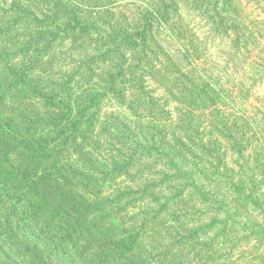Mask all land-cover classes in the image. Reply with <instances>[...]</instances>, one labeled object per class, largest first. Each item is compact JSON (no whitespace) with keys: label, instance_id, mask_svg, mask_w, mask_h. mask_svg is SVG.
<instances>
[{"label":"rangeland","instance_id":"obj_1","mask_svg":"<svg viewBox=\"0 0 264 264\" xmlns=\"http://www.w3.org/2000/svg\"><path fill=\"white\" fill-rule=\"evenodd\" d=\"M63 1L69 3L72 0ZM240 3L250 13L251 18L247 16V22H253V17L263 22L264 0H233L231 3L229 0H177V3L171 0H98L92 5L87 4L81 10H57L55 20L48 22L49 27L45 28H41L45 20H41L40 26H35L29 20L30 17L24 16L9 19L6 21L7 25L0 23V33L5 36L3 41H9L8 32L22 34L14 38V43L21 39L17 43L21 53L14 51L10 57L12 64L0 70V107L4 111H10L11 108L9 90L5 87L12 83H16L15 87L23 90L28 98H36L37 95L43 97L48 104L40 108L53 113L57 104L52 99L51 91L55 94L62 91L61 95L66 97V92H72L74 87H78L82 91L78 90V97L90 105H84L87 107L82 118L88 119V125L94 122L100 126L101 122L111 121L116 138L100 133L96 136L99 128L91 127L76 142L70 139L59 140L67 146L78 143L81 147L78 151L57 152L48 148L51 150L48 152L50 158L62 161L63 169H60V165L55 169L67 181L65 191L84 185L87 189L96 188L99 193L95 201L93 194L87 199H92L94 206L87 208L91 214L89 220L97 224L85 225V229L79 227L73 232L63 231L60 230L63 228L62 224L49 225L47 219L44 221L45 217L50 216L44 214L45 207L56 209V201L50 196L52 188L48 187L49 183L46 181L42 183L43 181L35 178L31 188L25 186L28 190L43 192V199L38 203L35 199L30 203L26 202L24 196L28 193L25 188L19 192L16 191L19 188L13 187L7 194L10 190L7 187L3 189L0 184V264H264V187L257 185L258 188L248 191L250 187L245 181L247 173L239 183L235 180L234 173L228 167L238 155L233 157L231 151L211 150L206 146L203 148L204 138L200 132H196L197 136H194L181 131L183 125L177 126L178 104L170 100L173 98L168 99L170 102H164L162 92L154 95L152 92L148 93L146 100L154 103V106L145 107L146 112L138 117V109L133 105L141 100L121 95L123 89H119L117 82L111 84L113 80L109 70L105 69L114 67L113 73L120 74L123 69H119V66L124 65V61L118 59L111 62L110 54L105 57L99 56L100 53L92 56L76 54V47H90L101 41L96 34L88 33L87 27L79 24L67 25L75 20L93 23L96 18L103 16V24L90 25L96 31L101 29L99 33L103 34L107 26L119 20L126 21L129 17L149 18V30L154 28L153 37L158 36L165 49L181 53L191 46L195 47L194 54L201 56L203 52L196 47V34L192 37L182 30H188L192 24L188 25L186 21L194 17L197 29L206 41L204 45L202 43L207 51L205 59L211 62L207 63L206 68L217 70L218 75L224 76L226 73L222 70L227 67L223 62L227 56L230 58L229 62L234 64L229 67V72L238 79L239 74L246 69L241 62L242 52L246 51V48L241 47L243 37L239 36L238 29L232 28L226 36L216 38L213 35L209 38L207 31L211 24L206 21L212 22L211 19H214L217 28L229 27L228 22L232 18H227L226 13H231L229 9H237ZM110 5L119 7L114 13L120 19L104 15V12L98 10H106ZM91 10L98 13L94 19L88 13ZM163 10L169 11L166 16ZM240 10H236L234 17L242 23L243 15ZM144 24L142 21L139 25L143 27ZM79 27H83L80 30L81 35L77 31ZM76 33V47L73 48L72 37ZM59 35L68 38L64 40L63 47L54 52L53 37ZM240 37L241 42L237 44ZM23 42L28 45V50L43 49L39 56L33 53L31 58L33 61L40 59L46 68L36 69V74L32 69L21 73L29 62ZM260 43L264 44V39ZM256 62L257 59L254 63ZM30 64L28 66L31 68ZM95 77L99 79L97 85L93 86ZM113 85L114 89L110 90ZM15 87L11 86L10 89ZM129 90H136V87ZM116 91L119 92L116 98L110 96ZM258 94L259 96L250 94L248 108H245L249 111L248 118H254L257 122L264 118V105L260 106L256 101L257 97L264 96V86L258 89ZM77 102L81 103V100ZM33 105L31 103L32 107ZM29 106L25 103L21 107L23 118L29 117L30 122H40L35 117L39 113L42 116V111L35 112ZM5 114L0 115V135L8 133L16 120L11 115L10 123L7 124L3 120ZM155 118L168 120L180 136L176 133L169 135L166 130H156L154 127L142 129L141 122L150 125ZM46 119L48 123L43 124L45 130L51 129L55 137L58 122L65 124L64 119L48 114ZM192 124L196 129H210L207 121L200 125L193 121ZM29 128L23 126L16 134L22 138L36 139L41 131L35 129L30 132ZM47 140L49 138L44 137L46 142L39 143L41 148L47 147ZM220 141L223 143L226 140L222 137ZM99 143L103 146H99ZM26 145L31 149L30 153L36 152V145L32 147L31 141L27 140ZM81 153L83 154L80 155ZM99 154L102 158H98ZM225 154L231 155L226 167L223 165L226 160L222 157ZM114 155H122L125 160L116 162ZM131 158L133 161L129 160ZM238 161L242 162V159L238 158ZM77 162L85 163L86 171L80 170V177L74 178L66 165L75 166ZM174 163L177 164V169H188L190 177L179 175L176 170L172 171ZM98 164H103L105 169L99 168ZM52 180H49L50 183ZM237 191H242V194L235 195ZM78 204H83L81 199ZM29 206L27 214L26 208ZM33 206L34 209H41L36 217L37 222L29 217ZM88 231L94 236L102 234V249L81 252L80 248L72 244L76 238L87 236Z\"/></svg>","mask_w":264,"mask_h":264},{"label":"trees","instance_id":"obj_2","mask_svg":"<svg viewBox=\"0 0 264 264\" xmlns=\"http://www.w3.org/2000/svg\"><path fill=\"white\" fill-rule=\"evenodd\" d=\"M171 1L177 3V0ZM183 1L186 2L187 0ZM229 1L231 3L233 0ZM95 2H98V0H72L69 3H65L63 0H0V23L7 25L6 21L9 19L22 18L24 16L30 17L29 20H31L35 26H40L42 23L41 20H45L46 22H44V25L42 24L41 27L45 28L49 27L48 22L55 20V14H58L57 10L61 12L81 10V8H85L87 4L90 3V5H92ZM186 5H189V3H186ZM243 6V3H240L237 9H229L231 13H226L227 18H232V21L228 22L229 27L227 28L225 26L217 28V26H215L217 23L214 19H211L212 22L206 21L211 24L210 29L207 31V36L209 35V38L213 35H215L216 38L226 36L230 34L232 28L238 29L239 36L243 37V45L241 47L246 48V51L242 52L243 57H241V62L246 66V69L239 74L238 79H235L233 73L231 74L229 72V67H233L234 64L229 62L230 58L227 56H225L226 60L223 62L227 67L226 70H222L226 73L224 76L218 75L217 70L206 68L207 63L211 62L205 59L207 51L204 50L203 45L206 41H204L202 34L199 29H197V21L194 17L186 21V24L187 22L188 25L192 24L188 30L181 29L192 35V37L196 34V47L203 52L201 56L194 54L195 47L193 48L191 46L187 47L188 49L181 53L165 49L164 43L161 44L159 37H153L154 28L149 30V18L134 19L129 17L126 21L119 20L114 22L113 25L107 26L103 34L99 33L101 29L96 31L95 28L90 26L96 23L97 25L103 24V16L99 19L96 18L95 21H92L93 23L75 20L74 23L70 21L67 25L79 24L87 27L89 28L87 32L96 34V37L101 41L99 44L95 43L96 45H91L90 47L82 45L76 47L75 36H78V33H76L74 37H72L71 44V47L74 48L75 46L77 48V50H75L76 54L92 56L95 53H100L99 56L103 55L104 57L110 54L109 58L111 62H115L118 59L124 61V65L119 66V69H123L120 71V74L113 73L115 72L114 67L112 69L105 67V69L106 71L109 70V75L113 80L111 84H116L117 82L119 89H123L121 95L131 98L133 96L135 99L141 100L133 105L138 109L136 112L138 117L146 112L145 107L154 106V103H150L146 100V98H148V93L152 92L154 95L156 92H162L161 97L164 102L169 98H173L170 100L178 104V113L176 117L178 119L177 126L180 124L183 125L181 131L184 130L194 136H197L196 132H200L201 136L204 138L203 148L206 146L211 150L231 151L233 157L234 155H238L237 158L232 159L228 170L234 173L233 177L238 183L245 178V174L247 173L245 181L249 184V191L253 188H258L257 185L264 187V118L259 122L255 121L254 118H248L249 111L246 110L249 105L250 94L254 93L255 96H259L258 89L264 86V44L260 43V41L264 39V19L262 18L263 22L261 23V21H258L261 19L253 17V22H247L246 20L249 19L247 16L250 17V13L247 8ZM118 8L119 7L110 5L106 10L99 8L98 10L104 12V15L120 19L117 17L118 14L114 13ZM239 9H241L240 11H242L243 15L242 23L238 22L239 20L234 17L237 13L236 10ZM163 12L166 16L169 11L163 10ZM88 13L92 18L98 14L96 10H91ZM129 16L132 15L129 14ZM105 20H110V18H105ZM142 21L145 22L143 27L139 25ZM0 28L2 27L0 26ZM81 28L83 27H79L77 30L80 35L82 34V32H80ZM197 30L199 32H197ZM21 35L15 32L9 34L8 32L7 40L9 41H3L5 36L0 33V70L12 64L10 62V57L14 51L19 54L21 53L20 46L17 44L21 39L19 38L18 41L16 40L17 43H14V38L20 37ZM142 35H145V37H142ZM241 37L239 41L236 42L237 44H240ZM53 38L55 39L52 43V50L55 52L63 47L64 40L68 37L59 35ZM176 44L180 45L178 42H176ZM22 45L31 63H27L28 65L30 64L31 68L28 65L23 67L21 70L22 74L29 69H32L33 73L36 74V72L38 73L36 69L46 68V66L44 67V62L41 63L40 59L33 61L31 58L33 53L39 56L43 49H41V51H37L35 48L28 50L26 42H23ZM114 54H116V56H114ZM50 57L53 56L51 55ZM256 59L257 62L254 63ZM99 71L101 70L99 69ZM98 79V77H95V82L93 81L92 83L93 86L97 85L96 82ZM11 86L15 87L16 83H12V85L5 87V89L9 90L10 111L6 109L4 111L3 108L0 107V115L6 113L3 120L7 121V124H9L11 120L9 116L12 115L16 117L13 123L14 128L12 127L9 129L8 133L0 135V184L3 185V189L7 187L10 190L7 192L8 194L13 190V187L19 188V190H16L19 192L25 188L26 193H28L27 196H24L26 202L30 203V201H34L35 199L38 203V201L43 199L41 196L43 192L39 193L33 189L28 190L26 187L31 188L32 184L35 183V178L43 181L42 183L46 181L49 183L48 187L52 188L50 196L56 201V209L51 210L45 207L44 214L50 216L45 217L44 221L47 219L46 221L50 222L49 225L60 223L63 225V228L60 230L72 232L79 227H84L85 229V225L97 224L89 220L91 214L88 213L87 209L88 207H94L91 201L92 199H87L90 194H93V201H95L99 195L97 189H87L84 185L83 187L79 185L76 188L69 189L67 187L69 190L67 189L65 191L67 181L64 180L63 175H60V172L55 169L57 165H60V169H63L61 165L62 161L50 158L48 152L51 150L57 152L78 151L81 148L78 143H75V146H67L63 145L59 140L70 139L76 142L82 139L91 127L99 128L100 131L98 130L96 136H99L98 134L100 133L103 134V136L114 138L115 132L112 131L114 127L111 125L112 122L104 121L100 123V126L95 125L94 122L91 125L87 124L88 119H83L82 114L85 108L87 106L90 107V105L86 104L85 100L82 101V99L78 97V90L81 91L78 87H74L72 92H66V94H68L66 97L61 95L62 91L58 94L51 91L53 94L52 99L57 104L55 105L56 107L54 106L55 112L53 113V111H42L40 106H46L48 101L40 95H37L36 98H28L23 90H18L17 87L11 90ZM135 87L136 90H129V88ZM113 89L114 85L110 87V90ZM95 90L97 91V88ZM117 92L118 91L113 92L110 96L116 98ZM78 100H81V103H78ZM170 100L167 102H170ZM256 101L260 103V106H263L264 96L257 97ZM25 103L30 105L29 109L32 108L35 112L42 111V116H40L39 113L35 117L39 118L40 122H36L35 120L34 122L33 120L30 122L28 121L29 117H27V119L23 118L24 115L21 114L23 112L21 107L25 106ZM31 103H34L33 107ZM250 109L253 108L251 107ZM47 114L58 116L59 119H64L65 124H67L65 127V124H61V121L58 122L55 137L52 130L49 129L46 131L43 125L48 123L46 119ZM106 114L108 115L109 113ZM256 114L259 113L256 112ZM182 120L184 122H182ZM193 121L194 123L199 122V125L207 121L210 129L207 127L196 129L192 124ZM102 123L105 124L101 127ZM170 124L168 120L161 121L156 118L150 125L143 124L142 122L140 123L144 130L154 127L156 130H166L169 135L176 133L180 136L176 128H173ZM23 126L30 127L28 129L30 132L35 129L41 132L38 133L39 135L36 139L22 138L18 136L16 132ZM184 127L186 128L184 129ZM44 137L49 138V140H47V147L41 148L39 143L46 142L44 141ZM222 137L226 140L223 143L220 141ZM27 140L31 141L32 147L36 145V152L30 153L31 149L26 145ZM186 144L188 143L186 142ZM96 145H98V143H96ZM99 146H103V144L99 143ZM48 148L51 150H48ZM82 154L83 153L80 155ZM114 156L113 158L117 160L116 162L124 159L122 155ZM222 157L226 160L223 164L224 167L228 166L226 163L229 162L228 158H230L231 155L225 154L222 155ZM98 158H102V155L99 154ZM238 158L242 159V162H239ZM129 160L133 161V158ZM66 164L67 163H65V165ZM182 164L184 163L182 162ZM66 166L74 174V178L80 177V170L86 171V165L82 162H77L75 166ZM99 166L98 164V167ZM99 168L105 169L103 164H101ZM237 169H239V171H237ZM175 170L180 173L179 175L190 177L188 174L189 170L177 169L176 163L172 166V171ZM51 179L53 180L50 183L49 180ZM193 183H195V181H193ZM53 187H55V189H53ZM236 194H242V191H237L235 195ZM79 199H81L83 204H78ZM29 210L30 206L26 208L27 214ZM40 211L41 209L39 208L34 209V206L31 207V214L29 217L37 222L36 217ZM88 233L89 234L85 237L76 238L72 244L80 248L81 252L102 249L100 246L102 234L94 236L89 231Z\"/></svg>","mask_w":264,"mask_h":264}]
</instances>
